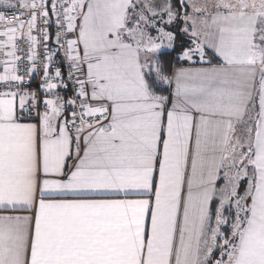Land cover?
Wrapping results in <instances>:
<instances>
[{
    "label": "snow or ice",
    "instance_id": "snow-or-ice-1",
    "mask_svg": "<svg viewBox=\"0 0 264 264\" xmlns=\"http://www.w3.org/2000/svg\"><path fill=\"white\" fill-rule=\"evenodd\" d=\"M0 264H264V0H0Z\"/></svg>",
    "mask_w": 264,
    "mask_h": 264
}]
</instances>
